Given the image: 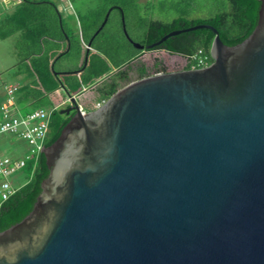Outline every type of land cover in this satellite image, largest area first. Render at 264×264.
I'll use <instances>...</instances> for the list:
<instances>
[{"label":"water","instance_id":"1","mask_svg":"<svg viewBox=\"0 0 264 264\" xmlns=\"http://www.w3.org/2000/svg\"><path fill=\"white\" fill-rule=\"evenodd\" d=\"M259 1L234 45L208 24L142 45L122 16L137 49L208 28L213 61L140 78L90 111L69 97L61 112L74 113L41 148L49 172L32 209L0 231V264H264Z\"/></svg>","mask_w":264,"mask_h":264},{"label":"trees","instance_id":"2","mask_svg":"<svg viewBox=\"0 0 264 264\" xmlns=\"http://www.w3.org/2000/svg\"><path fill=\"white\" fill-rule=\"evenodd\" d=\"M159 5L172 12L169 20L154 17L151 3L142 7L138 0H97L93 7L74 10V17L68 22L52 0H16L1 11L0 39L13 37L16 60L11 76L20 80L14 84L15 105L21 114L39 108L48 113L43 146L56 140L74 113L61 112L68 107L69 97L94 88L93 103L84 108L90 111L129 84L131 71L136 80L170 72L159 58L151 67L140 63L134 68V62L144 52H166L182 58L184 64L173 71L191 69L192 56L198 51L208 57V65L213 61L210 47L214 33L208 28L180 32L150 49H137L123 33L122 16L129 37L142 45L156 42L170 31L198 24L213 26L224 44L234 45L254 29L260 1L215 0L213 9L195 17L190 16L195 8L193 0L160 1ZM108 9L111 10L106 21L95 34ZM20 172L27 175V180L2 204L0 231L32 209L40 184L49 172L43 154L29 155Z\"/></svg>","mask_w":264,"mask_h":264},{"label":"rangeland","instance_id":"3","mask_svg":"<svg viewBox=\"0 0 264 264\" xmlns=\"http://www.w3.org/2000/svg\"><path fill=\"white\" fill-rule=\"evenodd\" d=\"M16 0H11L10 4H14ZM55 2L57 7L61 10L63 14V20L68 22L74 17V10H85L87 7H93L97 0H52ZM166 1L169 2L171 0H138L139 4L142 7H145L148 2L151 3V11H153V16L156 18H160L161 20H169L172 17V12L161 9L159 2ZM215 0H193V4L195 5L192 9L193 14L191 17L202 16L207 12L213 9ZM3 11V9H1ZM158 11H162L158 13ZM167 12V13H166ZM155 58H159L163 65L168 69V71H173L179 69L183 64L184 60L177 56H171L166 52H144L135 62V65L140 63H144L147 67H151L154 64ZM16 57L14 54L13 48V37L0 39V101L3 96H5L6 86L18 84L20 82L19 79L12 77V67L15 63ZM136 74L134 71L129 73V80L136 81ZM127 85V84H126ZM79 106L82 110L85 107H89L95 98L94 88L85 90L78 97ZM0 153L10 157L22 156L26 157L30 154V146L28 143L21 138L12 135H4L0 138ZM26 174L20 172L14 178V185L17 187L26 182Z\"/></svg>","mask_w":264,"mask_h":264},{"label":"built area","instance_id":"4","mask_svg":"<svg viewBox=\"0 0 264 264\" xmlns=\"http://www.w3.org/2000/svg\"><path fill=\"white\" fill-rule=\"evenodd\" d=\"M192 60L191 69L208 65V57L200 51L192 56ZM16 89L15 85L6 86L5 98L0 104V137L6 134L16 136L28 143L30 154L41 152L47 133L48 113L39 108L21 114L15 105ZM27 157L12 158L0 153V208L16 190L14 178L23 168Z\"/></svg>","mask_w":264,"mask_h":264},{"label":"crops","instance_id":"5","mask_svg":"<svg viewBox=\"0 0 264 264\" xmlns=\"http://www.w3.org/2000/svg\"><path fill=\"white\" fill-rule=\"evenodd\" d=\"M10 1L11 0H0V14H1V9H5L6 7L10 6ZM5 96L2 97L0 104L4 100Z\"/></svg>","mask_w":264,"mask_h":264},{"label":"flooded vegetation","instance_id":"6","mask_svg":"<svg viewBox=\"0 0 264 264\" xmlns=\"http://www.w3.org/2000/svg\"><path fill=\"white\" fill-rule=\"evenodd\" d=\"M76 103L78 104V100H77V99H76ZM66 105H67V106H70L71 103L68 101V102L66 103ZM71 111H73V110H71ZM71 111H70V112H71ZM73 112H74V111H73Z\"/></svg>","mask_w":264,"mask_h":264}]
</instances>
